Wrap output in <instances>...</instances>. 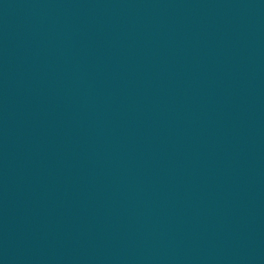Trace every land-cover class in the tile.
Wrapping results in <instances>:
<instances>
[{"label": "water", "instance_id": "obj_1", "mask_svg": "<svg viewBox=\"0 0 264 264\" xmlns=\"http://www.w3.org/2000/svg\"><path fill=\"white\" fill-rule=\"evenodd\" d=\"M0 264H264V0H0Z\"/></svg>", "mask_w": 264, "mask_h": 264}]
</instances>
